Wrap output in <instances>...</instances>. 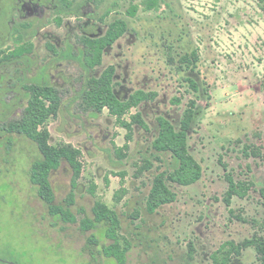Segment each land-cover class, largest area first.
<instances>
[{
	"label": "rangeland",
	"instance_id": "rangeland-1",
	"mask_svg": "<svg viewBox=\"0 0 264 264\" xmlns=\"http://www.w3.org/2000/svg\"><path fill=\"white\" fill-rule=\"evenodd\" d=\"M142 1L0 0V264H116L101 254L109 243L104 228L79 227L96 201L119 217L121 242L129 245L126 264H212L225 243L264 236V0H161L156 11H144ZM131 5L139 7L133 18L126 14ZM115 20L126 23V33L104 51L101 66L86 73L75 37H100ZM16 49L21 57L3 59ZM109 66L119 99L138 90L155 94L123 117L130 123L139 114L147 131L132 125L129 132L107 110L78 106L84 80ZM32 82L62 92L45 128L50 145L80 151L82 171L73 190L65 162L49 181L54 205L69 210L76 223L50 215L30 183L36 146L4 128L20 117L28 98L22 86ZM190 102L196 105L188 145L201 178L190 186L170 184L174 201L149 214L154 178L173 168L171 155L151 146L157 119L177 127ZM228 177L247 188L229 206ZM91 235L98 245L89 243ZM229 264L260 263L247 248Z\"/></svg>",
	"mask_w": 264,
	"mask_h": 264
},
{
	"label": "trees",
	"instance_id": "trees-1",
	"mask_svg": "<svg viewBox=\"0 0 264 264\" xmlns=\"http://www.w3.org/2000/svg\"><path fill=\"white\" fill-rule=\"evenodd\" d=\"M160 2L161 0H143L141 6L144 11H156ZM138 9L137 5H131L126 14L133 18ZM126 31V23L123 20H115L108 25L104 35L100 37L76 36L75 43L80 48L79 62L82 69L86 73H90L101 66L104 51L121 38ZM47 48L56 55L58 54L53 47L48 45ZM5 55L3 59L12 60L21 57L23 50L16 49ZM2 61L4 60L0 59V63ZM114 77L115 69L109 66L98 76L86 78L78 94V106L84 112L91 111L98 114L107 110L108 114L129 132L132 125H138L147 131V126L139 114L132 115L130 123L125 122L123 117L129 114L132 109L138 108L140 104L153 101L155 94L138 90L121 100L114 91ZM188 85L192 91H197V85L192 79L188 80ZM22 87L28 94L27 104L20 117L7 121L4 128L6 127L5 130L8 133L22 135L36 146L39 157L31 164L30 183L37 188L38 196L48 207L50 215L65 223H76V217L69 210L54 205L55 197L49 181L51 173L59 169L61 164L65 162L72 172L71 188L73 190L82 171L80 151L70 145H50V135L45 128L47 121L51 117H55L60 109L62 92L47 83L32 82L23 84ZM195 105V102L188 103L177 127H174L171 122L163 117L157 119L158 131L151 146L157 153H169L173 160V168L170 171L159 173L154 178L146 199V211L149 214H154L160 207L174 201L175 194L170 184L190 186L201 178L202 169L190 154L188 145V135L194 119ZM127 139H129V135ZM126 148L127 145L125 144L123 149ZM142 169L149 170L150 168L148 165L141 168V171H144ZM227 182L228 190L225 204L229 206L232 197H244L247 188L244 183L235 182L229 177ZM89 191L94 194V186H91ZM261 195L264 199V188ZM73 200V192H70L67 197V204L73 205ZM91 215V218L84 217L79 222L80 229L87 232L99 227L104 228V236L109 243L102 246L101 254L105 258L114 259L116 264H126L129 245L125 241L121 242L119 234L121 226L117 213L104 203L96 201L92 207ZM260 230L264 234L263 224L260 225ZM88 241L90 244L98 245V241L93 235L89 237ZM247 248H253L258 262L264 264V236L258 234L240 244L225 243L212 254V264H229L232 255H239L242 249Z\"/></svg>",
	"mask_w": 264,
	"mask_h": 264
}]
</instances>
